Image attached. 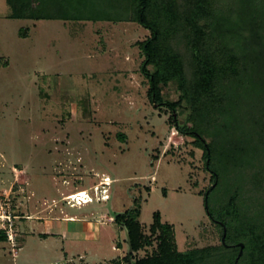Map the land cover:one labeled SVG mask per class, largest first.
Here are the masks:
<instances>
[{
    "label": "rangeland",
    "instance_id": "rangeland-1",
    "mask_svg": "<svg viewBox=\"0 0 264 264\" xmlns=\"http://www.w3.org/2000/svg\"><path fill=\"white\" fill-rule=\"evenodd\" d=\"M216 1L210 27L229 33L243 13L233 2ZM10 14L8 1L0 0V264H126V231L102 215L124 213L135 201L147 233L155 213L174 225L180 252L219 247L221 234L200 196L212 184L204 150L170 126L173 112L160 110L148 95L136 43L150 31L136 23L35 22ZM188 28L171 39L172 51L187 63ZM180 95L176 82L162 91L165 102ZM187 114L175 115L182 127L193 125ZM76 188L88 190L91 204L68 201ZM46 206L56 214L91 216L86 221L94 232L84 241L70 240L52 229V219H22L29 209Z\"/></svg>",
    "mask_w": 264,
    "mask_h": 264
},
{
    "label": "trees",
    "instance_id": "trees-1",
    "mask_svg": "<svg viewBox=\"0 0 264 264\" xmlns=\"http://www.w3.org/2000/svg\"><path fill=\"white\" fill-rule=\"evenodd\" d=\"M7 1L10 18L16 20L136 23L147 28L149 36L136 45L144 58L148 95L160 110L173 112L170 126L204 150L212 184L200 196L205 203L208 194L207 215L222 238L225 226V243L221 239L219 247L180 252L174 225L155 213L147 233L140 221L142 205L135 201L134 208L114 219L127 234L126 264H235L241 243L238 264H264V0H222L243 13L229 33L210 27L217 15L214 7L209 10L213 0ZM203 16L205 24L199 27ZM188 25L193 32L189 63L171 45L172 38L187 33ZM248 31L254 34L251 39L244 35ZM232 36L233 45L226 43ZM171 82L181 93L173 103L162 97ZM179 110L188 113L192 126L178 124ZM153 242L155 250L139 257Z\"/></svg>",
    "mask_w": 264,
    "mask_h": 264
},
{
    "label": "crops",
    "instance_id": "crops-1",
    "mask_svg": "<svg viewBox=\"0 0 264 264\" xmlns=\"http://www.w3.org/2000/svg\"><path fill=\"white\" fill-rule=\"evenodd\" d=\"M78 193H84V196L82 197V199H85L86 198L85 195L88 194L89 192L87 189L84 190V189L76 188L68 196L75 195ZM64 200H66V199H64ZM95 201L96 202H99V201L102 202L104 200L102 198L99 201H97V200H95ZM89 204H91V203H88V204L83 203L81 207L89 205ZM54 209H55V207H53V206L50 208H48V206H46L45 209L39 208V210L29 209L28 210L29 214L22 217V219H27L26 221H38L40 223H44V222L47 223V222H49L48 219H52V221H50L51 223H53V225L51 226L52 229L55 231H58L60 236L66 237L67 239H70V240L84 241V239H86L87 237H90V235H92V233L94 232V228H92L91 223L89 221H86V219H90L89 217H91V216H86V214H67V213H64L63 210H61L60 214H56ZM115 215L107 216V215L103 214L102 219L114 220ZM29 231H31L32 234L35 233L34 231H32V229H29ZM40 235H46V234L41 233Z\"/></svg>",
    "mask_w": 264,
    "mask_h": 264
},
{
    "label": "built area",
    "instance_id": "built-area-1",
    "mask_svg": "<svg viewBox=\"0 0 264 264\" xmlns=\"http://www.w3.org/2000/svg\"><path fill=\"white\" fill-rule=\"evenodd\" d=\"M79 194H83V193H78V194H75V195H71L69 197H72V196H76V198H72V199H68L69 200H72V205L75 206L76 204L74 203H77V204H83V202H85L86 200H88L87 198L85 199H82L83 196H78ZM108 198V197H107ZM10 221V219H7ZM13 224H9V230L7 231V235H8V238H9V241L14 243V236H13ZM54 264H67L66 262H63V261H56Z\"/></svg>",
    "mask_w": 264,
    "mask_h": 264
},
{
    "label": "water",
    "instance_id": "water-1",
    "mask_svg": "<svg viewBox=\"0 0 264 264\" xmlns=\"http://www.w3.org/2000/svg\"><path fill=\"white\" fill-rule=\"evenodd\" d=\"M207 197H208V194L206 196L205 207H206L207 213L209 214ZM226 233H227V230H226V228L224 226V235H223V238H222V242L223 243H225ZM238 246L240 247V252H239L238 258L235 261V264H238V261H239L240 257L242 256L243 249H244V244L241 243Z\"/></svg>",
    "mask_w": 264,
    "mask_h": 264
},
{
    "label": "bare ground",
    "instance_id": "bare-ground-1",
    "mask_svg": "<svg viewBox=\"0 0 264 264\" xmlns=\"http://www.w3.org/2000/svg\"><path fill=\"white\" fill-rule=\"evenodd\" d=\"M108 181H110V179H107ZM105 184V183H104ZM110 183H107V185H109ZM78 196H84V193L83 194H79ZM72 198H76V196H72V197H68L67 199H72ZM90 202V200H86L85 202L83 203H88Z\"/></svg>",
    "mask_w": 264,
    "mask_h": 264
}]
</instances>
